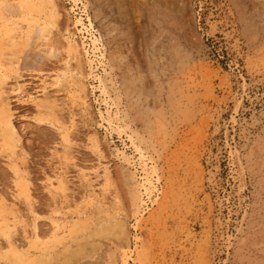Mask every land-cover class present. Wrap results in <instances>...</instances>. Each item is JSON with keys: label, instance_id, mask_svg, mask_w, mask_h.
<instances>
[{"label": "rangeland", "instance_id": "rangeland-1", "mask_svg": "<svg viewBox=\"0 0 264 264\" xmlns=\"http://www.w3.org/2000/svg\"><path fill=\"white\" fill-rule=\"evenodd\" d=\"M56 2L0 0V264H264V0Z\"/></svg>", "mask_w": 264, "mask_h": 264}, {"label": "bare ground", "instance_id": "bare-ground-1", "mask_svg": "<svg viewBox=\"0 0 264 264\" xmlns=\"http://www.w3.org/2000/svg\"><path fill=\"white\" fill-rule=\"evenodd\" d=\"M136 1H138V0H136ZM133 3V2H132ZM131 3V4H132ZM3 8H4V10L5 11H3L2 12V14L0 15L1 16V18L4 20V22H5V25H6V28H7V33L8 34H11V33H16V34H18V33H20L21 31V26H20V24L17 22V20L16 21H14V14L18 11V8H20V6L21 5H11V4H4V3H2V4H0ZM48 6L50 7V9H51V13H52V18L54 19V21L52 22V24H56V25H53L54 27L55 26H59V25H61L62 23H63V20H62V18H61V13H60V9H59V6H58V4H57V2H56V0H48ZM135 6V5H134ZM137 7V6H136ZM22 9V8H21ZM53 27V28H54ZM5 28V29H6ZM29 28V27H28ZM51 30H49L48 29V25L47 24H45V25H41V26H38V27H36L35 29H34V31H33V33L32 34H28V33H24V32H21V37H20V43L22 44H27L26 46H30V41L36 36H42L43 38H46V39H49V36H50V34H51ZM36 37H35V39H36ZM34 39V40H35ZM37 39H38V37H37ZM13 40H11V42L10 43H12V44H15L14 43V41L12 42ZM33 41V40H32ZM9 46H12L13 47V45H9ZM21 46V45H20ZM19 46V47H20ZM16 47V46H15ZM14 47V48H15ZM74 48V51H75V53L76 52H79V50H78V47L76 46V47H73ZM18 49V48H17ZM22 49V48H21ZM21 49H19L20 50V52H21ZM18 50V51H19ZM23 52V51H22ZM56 53H55V51H52V53H51V55H55ZM76 54H78V53H76ZM25 57V56H24ZM19 58V57H18ZM15 60V59H14ZM23 60V59H22ZM16 61H17V59H16ZM19 61V60H18ZM1 62H3L2 60H1ZM13 63V62H12ZM12 63H10V64H12ZM25 63V62H24ZM3 64V63H2ZM13 64H15L16 65V63H13ZM27 64V63H26ZM26 64H23V65H26ZM18 65V64H17ZM16 65V66H17ZM13 66V65H12ZM21 66V65H20ZM27 66V65H26ZM14 68H15V66H14ZM21 69V68H20ZM17 70V69H16ZM18 71V70H17ZM1 80V79H0ZM0 83H2V82H0ZM61 83V81L59 80V79H57L56 80V82L54 83L56 86L57 85H59ZM2 90V89H1ZM44 90H46V88L44 89ZM4 102V101H3ZM8 104V103H7ZM7 104H5V105H7ZM9 106V105H8ZM7 108V107H6ZM6 112H7V110H6ZM6 114V113H5ZM12 115H10L9 113L8 114H6L5 116L3 115L2 116V118L0 119V130L2 131V133L3 134H1V135H3L2 137H3V139H4V141L5 142H7V144H8V142H10L12 139H15V138H19V137H15V127L13 126V123H12V119H10V117H11ZM15 137V138H14ZM20 140V139H19ZM70 140V139H69ZM69 140H67V141H69ZM13 141H15V140H13ZM18 141V140H17ZM12 143V142H11ZM70 144V143H69ZM16 145V144H15ZM14 145V146H15ZM13 149V148H12ZM14 149H15V147H14ZM105 175H109V171L107 170V169H105ZM87 178H88V175H87ZM107 178V177H106ZM88 180V179H87ZM58 183L60 184V185H62L64 188L63 189H65V182H63L62 180H58ZM51 185H53V183L51 182ZM54 187V186H53ZM67 188V187H66ZM27 190V189H26ZM67 190V189H66ZM26 193V192H25ZM28 199L30 198V194H29V190H28ZM26 195V194H25ZM137 195V194H136ZM96 196V195H95ZM135 196V195H134ZM94 199V198H93ZM98 198L96 197L94 200L96 201ZM31 200V198L29 199V201ZM135 200V199H134ZM98 201V200H97ZM135 203V202H134ZM2 204V203H1ZM8 205V204H7ZM2 206L3 207H5V209H6V203H5V201H4V203L2 204ZM1 206V207H2ZM1 212L0 213H3V210H0ZM13 220H9V219H7L6 221H4V222H2V223H0V233L3 235V236H5V237H7V238H9L11 235H12V233H13V230H14V227L15 226H13L14 224H12V221H16V219H17V217L14 215V217L12 218ZM24 221V220H23ZM53 225H55V227L57 228V229H62L61 227H62V225L64 226V224H60V223H58V222H54L53 221ZM27 228V227H26ZM24 231V230H23ZM24 232H27V230L26 231H24ZM13 237V236H12ZM124 248H129V246H130V239L129 238H127V239H125V241H124Z\"/></svg>", "mask_w": 264, "mask_h": 264}]
</instances>
